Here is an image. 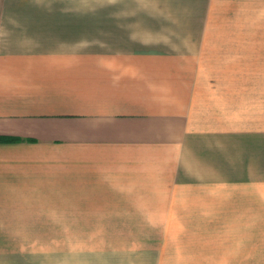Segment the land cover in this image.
Returning a JSON list of instances; mask_svg holds the SVG:
<instances>
[{"label":"crops","instance_id":"crops-1","mask_svg":"<svg viewBox=\"0 0 264 264\" xmlns=\"http://www.w3.org/2000/svg\"><path fill=\"white\" fill-rule=\"evenodd\" d=\"M170 1L0 0V264H264V0Z\"/></svg>","mask_w":264,"mask_h":264},{"label":"rangeland","instance_id":"rangeland-1","mask_svg":"<svg viewBox=\"0 0 264 264\" xmlns=\"http://www.w3.org/2000/svg\"><path fill=\"white\" fill-rule=\"evenodd\" d=\"M89 4H92L94 7L96 3H102L105 6L107 4H122L127 6V4L130 3H147L148 2H157V3H165L166 5L164 6H171L169 4H173V1L169 0H88ZM112 6V5H111ZM109 8V7H105ZM104 14H109L112 13V11H104ZM116 13V12H115ZM123 13H128V12H123ZM168 17H182V12L181 11H176V10H167L164 12ZM89 17H95V12L94 11H89ZM111 17V16H109ZM258 82L262 83V90L260 91H251L248 92V121H252L254 124L257 125H264V76H257ZM252 123V124H253ZM152 205V209L154 207L159 206V204H150ZM147 204L144 203H119V204H91L90 207L100 210H109V211H115V210H144L146 209ZM175 206L178 208L177 209H183V210H190L192 209L189 204L183 203L182 205L175 204ZM180 206V207H179ZM170 209V208H169ZM110 235L108 236H97V235H88V236H69V235H56L55 236V252L53 253L54 256L53 258L55 260H60V261H65L66 263L63 264H71L72 260H78V258L85 257V258H96V257H102L101 255H104L107 257L110 255L112 252L110 250L101 252V250H93L94 253H86V252H81V251H73L76 244L80 241H85L86 243L83 245L88 246L89 248L92 249H99L103 247H108L111 246L110 243ZM88 240V241H87ZM100 240H103L100 242ZM99 241V242H97ZM107 241V242H105ZM41 242H43V236H41ZM90 243V244H89ZM42 245V244H41ZM85 251V250H83ZM82 253V254H81ZM41 252V261L42 260H47L51 259V254L52 253H47L43 254ZM101 254V255H99ZM47 262V261H44Z\"/></svg>","mask_w":264,"mask_h":264},{"label":"trees","instance_id":"trees-1","mask_svg":"<svg viewBox=\"0 0 264 264\" xmlns=\"http://www.w3.org/2000/svg\"><path fill=\"white\" fill-rule=\"evenodd\" d=\"M0 139H11V138H0Z\"/></svg>","mask_w":264,"mask_h":264}]
</instances>
